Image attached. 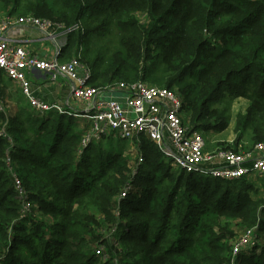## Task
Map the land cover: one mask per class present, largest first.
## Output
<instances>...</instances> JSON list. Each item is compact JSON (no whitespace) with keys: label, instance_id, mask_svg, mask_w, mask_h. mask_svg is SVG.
<instances>
[{"label":"trees","instance_id":"obj_1","mask_svg":"<svg viewBox=\"0 0 264 264\" xmlns=\"http://www.w3.org/2000/svg\"><path fill=\"white\" fill-rule=\"evenodd\" d=\"M0 13L78 26L61 59L83 46L94 86L176 88L191 129L223 131L230 103L245 98L233 144L247 129L264 141V0H0ZM111 29L114 49L92 54L90 35ZM26 103L0 109V264H264V207L244 177L175 169L144 134L136 158L125 140L105 137L79 155L84 119ZM23 106L33 135H24ZM252 227L257 243L234 255L233 242ZM119 243L131 262H116Z\"/></svg>","mask_w":264,"mask_h":264},{"label":"built area","instance_id":"obj_2","mask_svg":"<svg viewBox=\"0 0 264 264\" xmlns=\"http://www.w3.org/2000/svg\"><path fill=\"white\" fill-rule=\"evenodd\" d=\"M17 26L37 29L43 39L53 43V53L39 56L30 52L21 39L8 35V31ZM76 28L78 26L65 27L31 14L9 16L0 13V79L4 76L16 83L25 100L36 111L57 110L83 118L86 126L77 154L107 135L137 142L138 135L144 134L175 169L223 180H236L250 174L264 179V141L242 149L219 145L208 148L202 133L184 123L185 101L176 88L159 87L144 80L94 86L91 84V68L80 60L81 47L73 59L61 61V49L67 34ZM34 70L44 72L52 79L61 75L69 80L73 98L83 102L84 109L70 110L37 97L29 78ZM104 97L109 99L104 100ZM0 109L4 110L1 101ZM130 190L127 185L120 197L127 196ZM27 207L29 210L28 203ZM259 236L261 233L257 227L248 229L233 242V254L255 245Z\"/></svg>","mask_w":264,"mask_h":264},{"label":"rangeland","instance_id":"obj_3","mask_svg":"<svg viewBox=\"0 0 264 264\" xmlns=\"http://www.w3.org/2000/svg\"><path fill=\"white\" fill-rule=\"evenodd\" d=\"M115 34H116L115 30L111 29L109 31L105 30V31H103L100 34H92V35H90V37H89V46H88L89 47V51L93 54V53H95L96 51H99V50H101L103 52H109V51L113 50L114 47H115V43H116ZM39 35H41V34H39ZM44 41H48V40H40V41H37V43H32V44H33V46L35 48H37L38 44L39 43H43ZM82 50H83V46H81V52H82ZM41 54H43V53H41ZM82 55L83 54H81V56ZM60 60L63 61V62L67 61V60H63L61 58H60ZM149 83L152 84V85L161 87V85L157 84L156 82H154V83L153 82H149ZM1 88L4 91H7L9 93V94H6V95L2 94V96L0 97V101H1L2 107L4 109H8L9 113H12V110L13 111H15V110L17 111L20 106H18L16 100L17 99H22V98L25 99L24 96L22 95L20 89L18 88V86L16 84L12 83L9 80H6L5 82L4 81L2 82ZM47 90H50V89H47ZM50 91H52V90H50ZM45 98L48 101V100L52 99V96L49 97V94L46 95V93H45ZM103 99L107 100L109 98L108 97H104ZM22 105H28V104L26 103V104H22ZM246 105H247V102L245 101V99H241V98L240 99H234L230 103V105H229V107H228L226 112H227V114L230 117L234 118L237 113H242V112L245 111ZM24 107L25 106H23V107H21L19 109V113H20L19 114V119H20L21 122H23L22 129L23 128L25 129L24 135H33L34 125H33L32 120H33L34 116L32 114H29V112H28V114H26L25 111H24L25 110ZM215 109L220 111V112H224V106H223L222 103L220 105H216ZM224 114L226 115V113H224ZM79 119H81V118H79ZM183 121L189 127L191 126L190 115H189V113L186 112V110H184V112H183ZM196 130H198L199 132L202 133L203 137L205 138L206 144H207V146L209 148L210 147L213 148L214 146H218L219 145V146H225V147H228V148L236 149L234 145L232 146V145H230V144H228L226 142H218V143L215 142V138L217 136L215 135L216 133H214L211 130H209V131L203 130V129H196ZM230 131H231V129L226 130V133L224 135H228L230 133ZM234 133H235V131H234ZM109 140H111V141H113L115 143V141H117V138L115 136H113V135H110V136L107 135L103 139L102 143L103 144H107L109 142ZM240 142H244V148L250 147L254 143L252 141V139H250V138L248 139L245 136L242 137V140L240 138ZM123 143H124V150L123 151L127 154V156L129 155L132 158H136L138 156V150H137V146L135 145V143L133 141H124ZM240 145H241V143H240ZM244 179H246V181L251 182L253 184L254 189H256V191L253 193V194H255V197L257 199H262V201L260 203V206L262 204H264V179H263V177H261V176H259L257 174H254V175L250 174V175L245 176ZM112 234H113V232H112ZM120 235L118 234V236H117V233H114L112 236H113V238L115 237V239H116ZM103 247H104V245L100 246L101 250L103 249ZM116 248H117L118 251L120 250L119 251L120 253H118V254L114 253L113 254V257H116L118 259V260H116V262L120 263V262H131L132 261V259H129V258H126V261H125L124 260V253H123V258H122V250H121L122 246H121L120 243L116 245ZM110 258H111V256H110ZM119 258H120V260H119Z\"/></svg>","mask_w":264,"mask_h":264},{"label":"crops","instance_id":"obj_4","mask_svg":"<svg viewBox=\"0 0 264 264\" xmlns=\"http://www.w3.org/2000/svg\"><path fill=\"white\" fill-rule=\"evenodd\" d=\"M39 34L41 33H39L37 29L33 27H27V26H17V27L11 28L8 31L9 36L21 39L23 41L22 43L24 44V46L30 52L35 53L39 56H50L54 51V45L52 42L44 41L45 43L44 42L39 43L37 48L33 46L32 43H37V41L45 40L42 37H40L41 35ZM29 78L31 80V86H32L34 94L37 97L41 98L42 100L44 99L43 101L48 102V103L55 102L70 110L75 109L77 111H82L84 109L85 104L73 98L72 83L69 80H67L65 77L60 75V76H57V78L52 79L51 76H48L46 73L38 71V70H34L29 74ZM6 80L8 79H6L4 76H1V79H0V94L1 95L9 94L7 91H4L1 88L2 82L3 81L5 82ZM47 89H50L52 91L47 90ZM37 93H39V96L37 95ZM45 93L46 95L49 94V97L52 96V99L47 101L45 98ZM240 98L245 99L242 97H238L236 99H240ZM18 100H21V102L26 103L25 99L23 98L17 99L16 101ZM245 101L247 102V105H246L247 107L249 104V101L247 99H245ZM234 127H235V117L234 118L230 117L228 126L223 131L215 134L217 136L215 138V142L217 143L226 142L233 146L234 145L233 142L235 141V138H236V134L234 133ZM228 129H231L230 133L228 135H224L226 133V130ZM251 135H252L251 130L247 129L243 132L241 136V140H242V137L244 136L247 137L248 139L249 138L251 139ZM242 148H244V142L239 141L238 145L236 146V149H242Z\"/></svg>","mask_w":264,"mask_h":264}]
</instances>
